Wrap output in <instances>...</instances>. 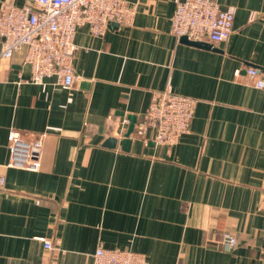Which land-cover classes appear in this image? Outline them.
Masks as SVG:
<instances>
[{"label": "crops", "instance_id": "0c3cea01", "mask_svg": "<svg viewBox=\"0 0 264 264\" xmlns=\"http://www.w3.org/2000/svg\"><path fill=\"white\" fill-rule=\"evenodd\" d=\"M127 2L130 24L112 22L102 36L77 28L71 88L56 76L32 81L19 54L0 57V264H93L100 245L150 264L260 263L264 0H219L236 7L222 41L177 37L176 0ZM169 86L198 99L190 132L169 146L134 130L124 148V118ZM14 128L43 139L39 170L7 166Z\"/></svg>", "mask_w": 264, "mask_h": 264}, {"label": "built area", "instance_id": "2783aa9c", "mask_svg": "<svg viewBox=\"0 0 264 264\" xmlns=\"http://www.w3.org/2000/svg\"><path fill=\"white\" fill-rule=\"evenodd\" d=\"M172 18V32L179 38L187 36L192 41L208 38L212 41L227 40L234 30L236 7H222L219 0H176ZM136 7L127 0H26L22 5L4 1L0 5V57L11 58L19 54L31 68V80L44 82L51 76L63 88L74 85V53L77 48L75 35L83 24L95 36L106 33L112 22L130 24ZM257 75L254 67L248 69ZM238 74V71H237ZM256 86L264 88V79L258 78ZM198 99L175 92L171 86L157 91L148 109L135 123L134 130L145 136L154 130L153 140L169 146L177 144L190 132ZM124 122L130 124L129 117ZM43 139L30 140L19 129L9 133V161L7 166L28 170L41 167L40 149ZM5 176L0 174V185ZM223 237L231 246L237 244L233 234ZM45 246L52 248L49 240ZM93 264H150L144 253L133 249L98 246L93 254ZM262 261L264 264V251Z\"/></svg>", "mask_w": 264, "mask_h": 264}, {"label": "water", "instance_id": "95a60500", "mask_svg": "<svg viewBox=\"0 0 264 264\" xmlns=\"http://www.w3.org/2000/svg\"><path fill=\"white\" fill-rule=\"evenodd\" d=\"M114 23H117V22H114ZM184 38L188 39L187 36H184ZM128 117L130 119V124H129L128 130L126 132L125 138L120 140V144L126 149L130 148V144H131V137L130 136H131V133L134 131L135 123L137 121V116H135V115H131V116H128ZM116 140H117L116 138L110 137V138H108L106 140L105 145L113 146V145L116 144Z\"/></svg>", "mask_w": 264, "mask_h": 264}]
</instances>
